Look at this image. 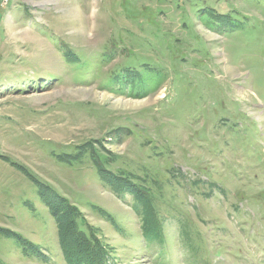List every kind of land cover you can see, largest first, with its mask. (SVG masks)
<instances>
[{"label": "rangeland", "instance_id": "rangeland-1", "mask_svg": "<svg viewBox=\"0 0 264 264\" xmlns=\"http://www.w3.org/2000/svg\"><path fill=\"white\" fill-rule=\"evenodd\" d=\"M38 182L103 264H264V0H0V264H67Z\"/></svg>", "mask_w": 264, "mask_h": 264}, {"label": "trees", "instance_id": "trees-1", "mask_svg": "<svg viewBox=\"0 0 264 264\" xmlns=\"http://www.w3.org/2000/svg\"><path fill=\"white\" fill-rule=\"evenodd\" d=\"M66 58L69 62L77 60L75 55H70L68 51L65 52ZM133 67V66H130ZM125 69L117 70L113 78L117 79L121 73H124ZM130 73L135 74L138 69L130 68ZM132 77V76H131ZM131 77L126 78L128 81H132ZM69 156H65L66 160H69ZM99 169H102L101 166L98 165ZM103 171H105L103 169ZM105 177L101 178L102 181L105 180V183L111 186L115 190L121 191H129L133 194V200L138 204L136 205V209L139 212V208L141 207V211L143 212L145 219V226H143V234L145 235L147 240H155L160 238V221L155 218L153 215L149 203L148 197L143 193L140 187H137L135 182L126 179L118 178V176L111 175L109 172H105ZM120 176V175H119ZM35 180L33 175L30 176ZM120 179V180H118ZM38 181V180H36ZM39 185V196L42 200H44L47 204L49 212L56 219V231L59 238L60 246L64 251V261L67 264H103L104 261V253L102 252L100 245L97 242H94L95 239L86 235L85 230L82 228H78V220L75 219L76 215V207L68 201L60 196L56 190L49 189L47 190L48 184L43 182H38ZM116 185V187L114 186ZM51 191L54 192L57 196L51 194ZM82 221V220H81ZM2 232H5L8 235H12L19 238V235H14L13 232L9 230H5L3 228ZM24 248L30 252H36L35 244L22 241L21 243ZM103 260V261H102Z\"/></svg>", "mask_w": 264, "mask_h": 264}]
</instances>
